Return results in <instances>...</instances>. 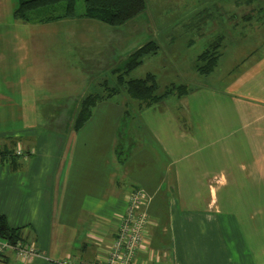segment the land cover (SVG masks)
<instances>
[{
  "label": "crops",
  "instance_id": "obj_1",
  "mask_svg": "<svg viewBox=\"0 0 264 264\" xmlns=\"http://www.w3.org/2000/svg\"><path fill=\"white\" fill-rule=\"evenodd\" d=\"M17 5L0 0V215L22 228L23 242L52 260L70 255L94 264L125 213L126 194L137 187L148 196L150 226L134 264H264V50L222 89L175 94L183 106L166 97L132 114L115 109L104 130L108 156L96 157L100 129L91 120L111 98L74 129L81 98L99 92L75 90L69 66L56 83L39 81L45 48L34 38H45L49 23L15 20ZM122 143L124 157L116 151ZM81 181L88 190L72 227L55 232V195L62 213L65 196L79 194ZM0 264L26 263L7 251Z\"/></svg>",
  "mask_w": 264,
  "mask_h": 264
},
{
  "label": "rangeland",
  "instance_id": "obj_2",
  "mask_svg": "<svg viewBox=\"0 0 264 264\" xmlns=\"http://www.w3.org/2000/svg\"><path fill=\"white\" fill-rule=\"evenodd\" d=\"M259 1L258 7V0L249 3L248 0H146L145 11L121 26L110 27L88 19L84 21L88 20L85 22L90 24L84 25L77 19L49 23L43 27H46L44 31L47 36L44 38L36 34L38 39L34 38L37 48H45L42 50L45 62L37 69L42 77L39 81L43 80L45 84V81L49 83L53 80L56 83V79L61 80L70 72L66 71L69 66L71 76H75L77 83L75 90L81 91L82 95L92 91L102 93V82L106 81L109 88L116 86V74L112 70L133 50L152 40L158 46V52L143 58L138 67L124 75L125 80L153 74L158 86L157 93L169 87L179 91L183 86L194 92L222 89L226 82L264 50V36L258 37L259 34L264 35V0ZM82 3L83 0H77L78 12L82 10ZM247 14H251L252 22L241 19ZM254 22L256 27L252 29ZM214 41H220L218 64L211 73L200 74L195 68L196 58ZM37 65L40 63L37 62ZM176 98L178 96L172 94L164 102L171 106H183ZM110 104L99 106L91 120L96 126L92 128L100 129L96 130V157L108 156V141L104 138L108 132L104 130H108V122L115 115V109L125 108L132 114L139 101L131 99L120 88ZM122 146L116 151L124 157L127 151L124 144ZM68 155L71 153L67 149L65 157ZM77 190L79 194L70 192L65 196V210L62 213L57 205L60 196L55 195L52 216L55 232L66 226L72 227L78 201L88 187L81 181ZM58 239L59 236L53 235V243Z\"/></svg>",
  "mask_w": 264,
  "mask_h": 264
},
{
  "label": "trees",
  "instance_id": "obj_3",
  "mask_svg": "<svg viewBox=\"0 0 264 264\" xmlns=\"http://www.w3.org/2000/svg\"><path fill=\"white\" fill-rule=\"evenodd\" d=\"M146 9V0H83L82 10L77 11V0H18L13 12L15 20L25 24L40 25L62 19L94 20L110 27L121 26L143 13ZM221 40V38H218ZM218 42V43H216ZM220 41H214L197 56L196 70L207 75L213 71L219 57ZM158 46L149 40L133 50L126 59L112 73L116 74V86L109 88L107 82H102L106 92L103 94H87L81 98L79 111L75 115L74 129H79L90 118L91 109L103 100L113 98L123 88L131 99L139 101V105L150 106L172 95H183L187 92L184 86L175 91L174 87L166 88L157 93L158 86L153 74H146L139 79H124V75L138 67L143 58L155 55ZM22 228H12L7 224L3 215H0V240L11 244L24 243L21 237ZM0 255V259L2 256Z\"/></svg>",
  "mask_w": 264,
  "mask_h": 264
},
{
  "label": "built area",
  "instance_id": "obj_4",
  "mask_svg": "<svg viewBox=\"0 0 264 264\" xmlns=\"http://www.w3.org/2000/svg\"><path fill=\"white\" fill-rule=\"evenodd\" d=\"M17 155L26 158L27 154L17 148ZM125 213L114 225V236L102 251V256L94 264H134V255L143 241L149 236L150 219L146 212L148 196L142 188H133L126 194ZM11 251L19 261L31 264L42 259L46 264H90L77 262L72 256L49 259L41 255L33 244L17 242L11 244L0 240V255Z\"/></svg>",
  "mask_w": 264,
  "mask_h": 264
}]
</instances>
